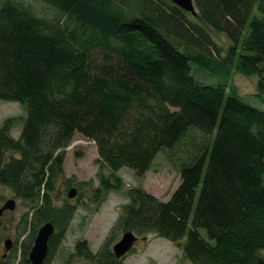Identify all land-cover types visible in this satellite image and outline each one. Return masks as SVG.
I'll list each match as a JSON object with an SVG mask.
<instances>
[{
    "label": "trees",
    "instance_id": "obj_1",
    "mask_svg": "<svg viewBox=\"0 0 264 264\" xmlns=\"http://www.w3.org/2000/svg\"><path fill=\"white\" fill-rule=\"evenodd\" d=\"M41 1L57 15L0 0V99L27 107L18 137L14 117L0 125V184L31 203L33 234L54 223L43 264L77 210L54 200L60 183L71 187L65 148L76 133L97 146L99 184L91 186L100 203L123 186L119 169L144 174L191 129L212 140L192 143L169 198L129 189L103 245L94 252L79 239L75 254L84 264H121L111 234L131 230L176 242L189 264H264V109L225 82L197 79L191 66L258 75L255 95L264 98V0H194L196 14L173 0ZM205 25L229 37L225 55ZM30 248L16 264H33Z\"/></svg>",
    "mask_w": 264,
    "mask_h": 264
},
{
    "label": "rangeland",
    "instance_id": "obj_2",
    "mask_svg": "<svg viewBox=\"0 0 264 264\" xmlns=\"http://www.w3.org/2000/svg\"><path fill=\"white\" fill-rule=\"evenodd\" d=\"M35 13L53 17L56 10L41 0H21ZM257 1V0H256ZM256 2V6H257ZM196 9L199 7L196 5ZM258 11V10H257ZM256 11V12H257ZM192 18H195L190 14ZM216 43L222 48L225 55L231 43L229 37L222 31L205 25ZM193 75L204 82L216 84L225 82L233 87L240 97L247 103L264 109V98L255 95L257 92L258 75H244L234 68L228 76L211 74L210 71L191 63ZM227 88V89H228ZM25 104L14 100L0 99V125L8 117H14L11 134L18 137L22 128V117L26 115ZM212 134H203L198 129L189 130L181 142L172 149H162L158 152L150 168L142 175L129 167L119 169L123 179V186L107 192L100 203L92 199V186L99 184L98 171L100 169L99 153L95 142L80 133H76L71 143L65 148V178L69 179L70 186H76L78 192L74 197H69L67 182L58 185L54 195L55 202L60 205L65 201L77 204L75 216L61 237L49 264H84L88 263L83 256L75 254V243L79 239L86 240L91 249L96 252L109 237L111 228L118 219L122 207L129 202L128 190L141 187L160 199L169 198L172 191L180 181V164L188 159L194 151L192 143L203 145L210 143ZM107 172V168H103ZM9 198H15L14 209L7 211L0 217V259L3 258L5 239L11 237L13 246L3 261L11 260L16 264L25 248L32 246L35 234L32 233L30 224L25 223L27 214L31 213V203L17 197L5 185L0 184V206ZM123 231L116 230L112 244L117 241ZM205 235V230H202ZM121 264H189L182 248L172 240L161 237L155 233L141 236L131 250L122 257Z\"/></svg>",
    "mask_w": 264,
    "mask_h": 264
},
{
    "label": "water",
    "instance_id": "obj_3",
    "mask_svg": "<svg viewBox=\"0 0 264 264\" xmlns=\"http://www.w3.org/2000/svg\"><path fill=\"white\" fill-rule=\"evenodd\" d=\"M177 5L183 9L190 11L192 14H196L197 10L195 8L194 0H173ZM77 194L76 186L70 187L68 191L69 197H74ZM16 204L15 198L7 199L4 204L0 207L1 213L8 209H14ZM55 232V225L51 220H48L40 225L37 230L36 236L34 238L33 244L29 251V259L33 264H43L48 252H49V239L50 236ZM139 235L134 231L127 230L122 233L121 237L115 241L112 245V250L117 258L123 257L131 248L134 246L135 242L139 239ZM145 237V236H144ZM12 246V240L10 238L6 239L5 248L9 250Z\"/></svg>",
    "mask_w": 264,
    "mask_h": 264
},
{
    "label": "flooded vegetation",
    "instance_id": "obj_4",
    "mask_svg": "<svg viewBox=\"0 0 264 264\" xmlns=\"http://www.w3.org/2000/svg\"><path fill=\"white\" fill-rule=\"evenodd\" d=\"M3 204H4V203H3ZM3 204H2V205H3ZM2 205H1V206H2ZM1 206H0V207H1ZM7 211H9V210H8V209L4 210V211L1 213L0 217H2V215H3L4 213H6ZM1 226H2V220L0 219V227H1ZM8 238H10V239L12 240V246H13V239H12L11 237H7L6 239H8ZM6 239H5V242H6ZM58 244H59V243H58ZM12 246H11V248H12ZM11 248L3 253V258H2V260H5V259H6V256L9 254V251L11 250Z\"/></svg>",
    "mask_w": 264,
    "mask_h": 264
},
{
    "label": "bare ground",
    "instance_id": "obj_5",
    "mask_svg": "<svg viewBox=\"0 0 264 264\" xmlns=\"http://www.w3.org/2000/svg\"><path fill=\"white\" fill-rule=\"evenodd\" d=\"M69 189H70V188H69ZM69 189H68V191H69ZM77 192H78V190H77ZM67 195H68V193H67ZM50 237H51V236H50ZM128 252H129V251H128ZM128 252H127V253H128ZM127 253H126V254H127ZM114 254H115V253H114ZM126 254H125V255H126ZM125 255H124V256H125ZM121 258H122V257H121ZM121 258H118V259H121Z\"/></svg>",
    "mask_w": 264,
    "mask_h": 264
}]
</instances>
